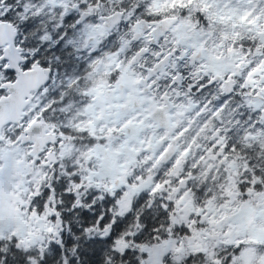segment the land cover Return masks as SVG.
<instances>
[{
    "label": "snow or ice",
    "instance_id": "6c2138e0",
    "mask_svg": "<svg viewBox=\"0 0 264 264\" xmlns=\"http://www.w3.org/2000/svg\"><path fill=\"white\" fill-rule=\"evenodd\" d=\"M0 264H264V0H0Z\"/></svg>",
    "mask_w": 264,
    "mask_h": 264
}]
</instances>
